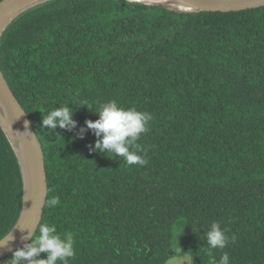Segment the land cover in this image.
Segmentation results:
<instances>
[{"label": "trees", "instance_id": "obj_1", "mask_svg": "<svg viewBox=\"0 0 264 264\" xmlns=\"http://www.w3.org/2000/svg\"><path fill=\"white\" fill-rule=\"evenodd\" d=\"M0 66L43 148L48 200L60 203L46 204L41 223L73 237L68 264H166L180 218L196 264H209L214 222L229 243L211 258L264 264V7L179 13L54 0L7 28ZM113 100L153 117L137 142L143 166L93 151L86 121ZM62 106L77 126L42 130V114ZM23 202L22 169L0 126V240Z\"/></svg>", "mask_w": 264, "mask_h": 264}, {"label": "clouds", "instance_id": "obj_2", "mask_svg": "<svg viewBox=\"0 0 264 264\" xmlns=\"http://www.w3.org/2000/svg\"><path fill=\"white\" fill-rule=\"evenodd\" d=\"M86 106L91 110L89 105L86 104ZM95 113L99 115L98 120L86 121L87 129L92 130L98 137L93 151L98 150L101 154L123 157L128 165H145L147 159L139 154L143 148L137 142L149 130L152 115L138 111L134 107L124 108L115 100L100 104ZM73 115L74 111L68 106L54 108L47 114H42L41 129L54 132L57 128H62L70 131L77 126ZM28 126L29 122H26L25 127L28 128ZM59 203V197H52L47 201L49 208H55ZM37 231L38 235L25 231L29 233L26 238L31 239V242L16 249L8 260V264H25V262L27 264H68V261L75 256L74 239L71 235H62L54 224L48 223H41ZM226 232L227 230L222 229L219 222H214L206 233L209 264H229L227 252H224L218 262L215 258H211L212 249H224L228 245L229 238ZM14 239L12 234L8 241ZM6 246V243L0 242V247ZM173 251L175 255H169L166 264H191L189 256L182 249ZM42 253L47 254L46 259L40 258Z\"/></svg>", "mask_w": 264, "mask_h": 264}, {"label": "water", "instance_id": "obj_3", "mask_svg": "<svg viewBox=\"0 0 264 264\" xmlns=\"http://www.w3.org/2000/svg\"><path fill=\"white\" fill-rule=\"evenodd\" d=\"M54 0H3L0 3V41L7 28L23 13ZM163 7L179 13L195 12H241L264 7V0H185L197 11L180 12L162 4H150L139 0H127ZM166 1V0H161ZM29 122L28 128L25 127ZM0 126L7 135L21 166L24 180V202L21 216L12 229L0 240L6 247H0V262L13 252L31 242L26 238L37 233L48 201V180L45 155L31 120L14 95L0 66ZM15 239L8 241L11 235Z\"/></svg>", "mask_w": 264, "mask_h": 264}, {"label": "rangeland", "instance_id": "obj_4", "mask_svg": "<svg viewBox=\"0 0 264 264\" xmlns=\"http://www.w3.org/2000/svg\"><path fill=\"white\" fill-rule=\"evenodd\" d=\"M173 250L182 249L183 252L187 253L191 260V264H196L192 259L191 254L189 253L192 248V241L189 235V226L188 222L184 218H180L174 225L173 228V241H172ZM12 257L9 256L2 260L0 264H8V260Z\"/></svg>", "mask_w": 264, "mask_h": 264}, {"label": "bare ground", "instance_id": "obj_5", "mask_svg": "<svg viewBox=\"0 0 264 264\" xmlns=\"http://www.w3.org/2000/svg\"><path fill=\"white\" fill-rule=\"evenodd\" d=\"M145 3H150V4H162L165 5L169 8L176 9L180 12H192V11H197V8L190 3L186 2L185 0H166V1H161V0H139Z\"/></svg>", "mask_w": 264, "mask_h": 264}]
</instances>
